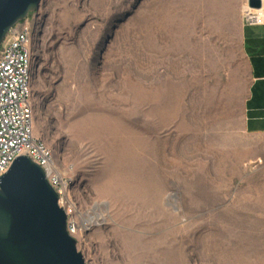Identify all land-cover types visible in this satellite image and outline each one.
I'll return each instance as SVG.
<instances>
[{
  "label": "rangeland",
  "instance_id": "374dc122",
  "mask_svg": "<svg viewBox=\"0 0 264 264\" xmlns=\"http://www.w3.org/2000/svg\"><path fill=\"white\" fill-rule=\"evenodd\" d=\"M228 8L42 0L29 15L34 136L72 180L87 264H264V170L243 161L256 140L240 132L249 70Z\"/></svg>",
  "mask_w": 264,
  "mask_h": 264
},
{
  "label": "water",
  "instance_id": "95a60500",
  "mask_svg": "<svg viewBox=\"0 0 264 264\" xmlns=\"http://www.w3.org/2000/svg\"><path fill=\"white\" fill-rule=\"evenodd\" d=\"M42 0H0V46ZM261 9L263 0H248ZM44 167L17 157L0 178V264H87Z\"/></svg>",
  "mask_w": 264,
  "mask_h": 264
},
{
  "label": "built area",
  "instance_id": "2783aa9c",
  "mask_svg": "<svg viewBox=\"0 0 264 264\" xmlns=\"http://www.w3.org/2000/svg\"><path fill=\"white\" fill-rule=\"evenodd\" d=\"M29 19L18 23L0 46V178L21 155L44 167L48 181L59 194L60 206L68 214V230L76 237L79 224L72 180L57 167L52 148L34 136L33 27Z\"/></svg>",
  "mask_w": 264,
  "mask_h": 264
},
{
  "label": "crops",
  "instance_id": "0c3cea01",
  "mask_svg": "<svg viewBox=\"0 0 264 264\" xmlns=\"http://www.w3.org/2000/svg\"><path fill=\"white\" fill-rule=\"evenodd\" d=\"M223 1L229 3L231 13L227 11L219 16L231 17V24L238 27L249 70L240 132L256 142L243 147V161L256 165L258 170H264V0L260 15L253 22L244 16L245 0Z\"/></svg>",
  "mask_w": 264,
  "mask_h": 264
},
{
  "label": "bare ground",
  "instance_id": "6f19581e",
  "mask_svg": "<svg viewBox=\"0 0 264 264\" xmlns=\"http://www.w3.org/2000/svg\"><path fill=\"white\" fill-rule=\"evenodd\" d=\"M262 9V8H261ZM261 9H252L250 8L248 5L246 6V14H247V18L250 19V18H255L257 16L260 15V10ZM247 19V20H248Z\"/></svg>",
  "mask_w": 264,
  "mask_h": 264
}]
</instances>
